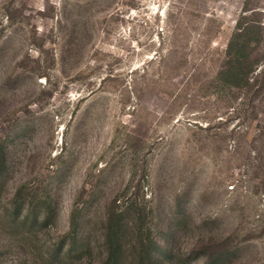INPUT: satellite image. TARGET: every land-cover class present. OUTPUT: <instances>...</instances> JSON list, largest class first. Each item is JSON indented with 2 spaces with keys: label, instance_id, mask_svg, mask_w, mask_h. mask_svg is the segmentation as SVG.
Returning a JSON list of instances; mask_svg holds the SVG:
<instances>
[{
  "label": "rangeland",
  "instance_id": "obj_1",
  "mask_svg": "<svg viewBox=\"0 0 264 264\" xmlns=\"http://www.w3.org/2000/svg\"><path fill=\"white\" fill-rule=\"evenodd\" d=\"M0 142V264H264V0H0Z\"/></svg>",
  "mask_w": 264,
  "mask_h": 264
},
{
  "label": "trees",
  "instance_id": "obj_2",
  "mask_svg": "<svg viewBox=\"0 0 264 264\" xmlns=\"http://www.w3.org/2000/svg\"><path fill=\"white\" fill-rule=\"evenodd\" d=\"M260 30V25L255 23L239 24L227 46V59L228 68L226 72H221L225 75L228 81H240L247 79L249 73H253L254 63L252 60V48L254 47V35ZM8 169V157L6 146L0 142V186L3 184V177ZM18 215V211H16ZM123 212L112 211L106 215L104 232L102 234V243L104 247V257L99 264H128V253L124 245V240L127 235V229L123 225ZM17 219L20 218L18 215ZM28 216L25 218L27 219ZM33 223L36 224L39 219L38 216H33ZM72 228L75 229L74 221L71 220ZM75 245V244H74ZM70 247L66 250V256L70 257L71 254H83L89 249L87 240H83L79 246ZM154 248L149 247L148 243L142 240L139 245L137 260L135 264H155L154 263ZM71 258H73L71 256Z\"/></svg>",
  "mask_w": 264,
  "mask_h": 264
}]
</instances>
